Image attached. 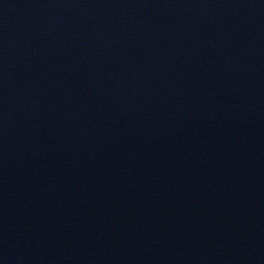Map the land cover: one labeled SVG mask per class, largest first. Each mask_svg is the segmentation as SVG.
I'll return each instance as SVG.
<instances>
[{
	"label": "water",
	"instance_id": "obj_1",
	"mask_svg": "<svg viewBox=\"0 0 264 264\" xmlns=\"http://www.w3.org/2000/svg\"><path fill=\"white\" fill-rule=\"evenodd\" d=\"M0 264H264V0H0Z\"/></svg>",
	"mask_w": 264,
	"mask_h": 264
}]
</instances>
